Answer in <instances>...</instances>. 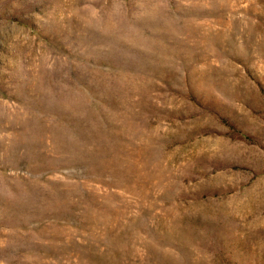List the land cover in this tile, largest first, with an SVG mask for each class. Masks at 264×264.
<instances>
[{
    "label": "rangeland",
    "instance_id": "rangeland-1",
    "mask_svg": "<svg viewBox=\"0 0 264 264\" xmlns=\"http://www.w3.org/2000/svg\"><path fill=\"white\" fill-rule=\"evenodd\" d=\"M0 264H264V0H0Z\"/></svg>",
    "mask_w": 264,
    "mask_h": 264
}]
</instances>
